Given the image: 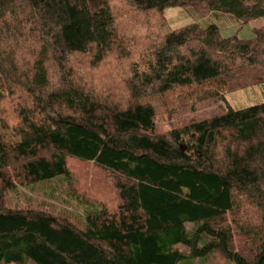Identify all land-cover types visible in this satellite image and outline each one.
<instances>
[{
  "label": "trees",
  "instance_id": "1",
  "mask_svg": "<svg viewBox=\"0 0 264 264\" xmlns=\"http://www.w3.org/2000/svg\"><path fill=\"white\" fill-rule=\"evenodd\" d=\"M119 2L150 28L134 61ZM175 7L226 12L242 24L264 19V0H0V114L9 102L17 121L9 132L0 116V264H195L215 253L264 264V103L228 106L165 135L150 103L182 88L225 101L264 85V26L249 40L223 38L213 25L164 32L165 11ZM108 56L128 70L118 76L124 107L87 88L76 70ZM68 158L116 177V210L91 206L78 228L7 208L16 184L71 180ZM235 214L246 220L250 254L223 223Z\"/></svg>",
  "mask_w": 264,
  "mask_h": 264
},
{
  "label": "rangeland",
  "instance_id": "2",
  "mask_svg": "<svg viewBox=\"0 0 264 264\" xmlns=\"http://www.w3.org/2000/svg\"><path fill=\"white\" fill-rule=\"evenodd\" d=\"M126 10L127 6L121 2L114 6L116 18L120 20L118 24L127 32L124 36L133 38L135 42L130 47L132 61H134L138 59L136 51L140 47H146L145 36L149 34L150 28L143 26L141 17H134L132 9ZM128 12H130V16L126 15ZM123 16L129 20L126 25H122L125 21L121 18ZM165 17L168 26L164 32L167 33L191 24H198L202 27L213 25L218 27L223 38L237 37L241 40L251 39L253 30L264 26V19L242 24L226 12L204 15L193 8H169L165 11ZM137 22L140 25L136 24ZM115 58L108 56L96 67L91 66L88 60L80 65L81 67L78 66L76 70H80L81 75L79 76L87 88L101 94L104 98L111 97L113 102L124 107L126 102L123 98L126 99V93L118 76H122L123 79L128 70L125 69V65L118 63L119 59L116 61ZM203 94L204 91L200 89L182 88L167 95L150 99V103L156 110V133L165 135L174 130H181L190 123L210 119L223 113L228 106L240 110L264 103V85L229 93L226 95L225 101L206 99ZM0 116L4 122L3 125L9 127L7 129L9 132L16 127L17 121L11 113L9 102L3 104ZM67 167L71 180L60 176L30 186L16 184V189L6 192L5 205L9 209L30 208L45 211L53 217L69 218L78 228L85 226V218L91 210V206L98 208L103 205L108 211L116 210L120 204L115 186L116 177L96 167L93 163L82 162L74 158L67 159ZM252 209L254 212V208ZM253 212L250 209L249 214ZM251 217L253 218V216ZM244 221L246 222L235 214L228 215L223 223L232 231L235 248L244 254H250L251 244L245 238L248 236L240 229ZM188 229L191 230L192 226H188ZM179 248L186 251L183 247ZM26 264L34 263L28 260ZM195 264L232 263L215 253L207 259L196 261Z\"/></svg>",
  "mask_w": 264,
  "mask_h": 264
}]
</instances>
